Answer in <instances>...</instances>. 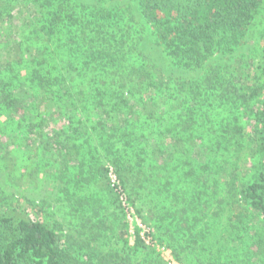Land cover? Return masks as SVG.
Masks as SVG:
<instances>
[{"label":"trees","instance_id":"trees-1","mask_svg":"<svg viewBox=\"0 0 264 264\" xmlns=\"http://www.w3.org/2000/svg\"><path fill=\"white\" fill-rule=\"evenodd\" d=\"M263 2L9 0L21 25L14 55L0 57V170L16 185L34 157H55L53 181L80 211V189L108 183L111 164L138 200L155 202L177 257L181 239L208 241L209 210L220 217L241 201L264 223V52L250 97L230 60ZM0 187V264H93L96 247L83 262L72 235L63 241ZM123 226L124 253L100 264H134ZM135 246H145L139 234Z\"/></svg>","mask_w":264,"mask_h":264},{"label":"rangeland","instance_id":"rangeland-1","mask_svg":"<svg viewBox=\"0 0 264 264\" xmlns=\"http://www.w3.org/2000/svg\"><path fill=\"white\" fill-rule=\"evenodd\" d=\"M8 3L9 0H0V57L3 59L14 55L9 43L20 40L18 34L21 25V20L18 21L20 12L18 8L14 10L8 8ZM259 11L250 24L243 42L230 57L231 68L237 70L238 74L235 82L244 88L243 92L247 97H250L251 89L258 86L256 83L257 71L260 70L258 66L263 62L264 2ZM11 16L17 19L10 21ZM242 114L241 121H247L249 113L242 110ZM92 117L95 115L92 114ZM47 131L52 130L49 128ZM6 140L7 135H3L2 141ZM33 149L35 150L34 146ZM243 151H247L246 148ZM195 156L199 158L200 155ZM196 157L188 159L192 162ZM53 158L55 157L49 160L43 154L38 158L34 157L33 162L36 164L34 174L29 175V168L23 167L22 172L25 176L16 185L9 183L7 175L0 170V186H5L4 192L8 193L10 201L12 200L10 195L14 194L15 197L12 203L10 202L12 205L20 207L29 217L53 227L63 241L67 235H72V248L83 262L89 261L91 246L97 248V255L92 254L93 264H100L104 255L112 258L115 254L124 253L122 237L123 225L126 224L128 233L125 236L129 240L127 245L132 247L129 253L134 252L132 260L134 264L144 259L155 261L159 256L166 264H264V223L248 211L241 201L235 203L231 209L225 212L223 210L221 214L224 213L220 217L209 210L203 216L209 222L208 231H205L208 241L202 239L197 246L188 247L185 239H181L186 250L178 249L180 257H177L174 248L165 239L163 229L158 227L155 216L149 211L156 210L155 202L138 200L130 188L123 185L114 168L110 167L111 164H107L110 169L108 183L97 178L96 182L85 184V187L80 189L84 191L83 195L87 194L89 197L88 201L84 198L85 204H79L80 211H76L66 199L69 192H59L61 181L59 184L53 181V170L57 166L53 163ZM47 161L50 163L48 167L45 165ZM249 161H252V158ZM101 163L106 162L102 160ZM189 166L191 171L192 166ZM67 178L69 179V175ZM190 180L192 178L189 176L184 186ZM3 182H7L6 185ZM193 199L192 196L191 201ZM89 201L90 203H86ZM94 207L100 215L97 216ZM168 208L170 212L176 211L171 205H168ZM94 233L98 234L94 236ZM138 234L145 243V246L139 249L135 248Z\"/></svg>","mask_w":264,"mask_h":264}]
</instances>
